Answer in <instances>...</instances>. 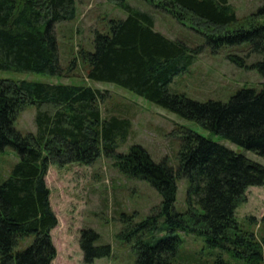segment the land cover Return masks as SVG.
<instances>
[{
	"label": "trees",
	"instance_id": "16d2710c",
	"mask_svg": "<svg viewBox=\"0 0 264 264\" xmlns=\"http://www.w3.org/2000/svg\"><path fill=\"white\" fill-rule=\"evenodd\" d=\"M110 1L126 16L95 29L92 49H82L64 64L56 24L76 16V0H0V70L68 77L80 57L88 79L129 90L264 158V21L256 20L264 15V4L239 23L229 0H152L179 21L197 19L212 27L203 35L213 50L248 43L246 56H227L255 68L261 87L240 88L226 101H200L171 91L168 84L196 61L202 46L156 30L152 13L127 0ZM232 22L237 27L226 29ZM251 54L261 58L248 64L245 57ZM104 99L105 93L89 84L0 77V155L12 148L18 156L0 181V264H51L56 251L50 230L57 216L45 180L48 165H88L100 155L149 182L161 196L157 212L136 223L122 215L131 220L123 233L135 251L134 264H177L180 230L203 239L214 255L206 264H228L224 253L243 264H264V236L259 239L236 217L246 189L264 184V165L186 126L178 132L175 166L165 158L154 160L140 144L117 151L131 122L117 114L103 116ZM27 106L35 108V130L23 133L14 123ZM178 178L188 182L183 211L174 207ZM98 238L94 229H81L84 263L110 256L111 245L96 243Z\"/></svg>",
	"mask_w": 264,
	"mask_h": 264
},
{
	"label": "rangeland",
	"instance_id": "374dc122",
	"mask_svg": "<svg viewBox=\"0 0 264 264\" xmlns=\"http://www.w3.org/2000/svg\"><path fill=\"white\" fill-rule=\"evenodd\" d=\"M127 1L136 8L152 13L156 30L188 46H202L196 61L176 74L168 84L171 91L184 93L200 101H226L240 88L261 87L262 77L255 68L239 66L227 56L232 52L246 56L248 43L225 45L213 50L203 35L211 32L212 27H206L197 19L179 21L171 12L152 0ZM229 2L239 23L264 4V0ZM125 16L126 12L110 0H76V16L72 20L56 24L61 62L65 64L71 56H79V52L84 48L92 49L93 31L106 29L111 18ZM257 19L264 21V15ZM236 23L238 22H232L225 28L232 30L237 27ZM260 58V55L251 54L245 57V61L251 64ZM7 76L44 82L89 84L102 90L105 93V99L100 103L103 116L117 114L127 117L131 122L129 135L119 143L117 151L126 152L132 144H140L154 160L165 158L169 164L175 166L181 140L178 132L182 126H186L264 165V158L260 155L210 132L193 120L183 118L113 83L88 79L80 57L77 67L68 77L0 70V77ZM34 113V106L25 107L17 114L15 127L23 133L34 131ZM17 160L18 156L12 148H7L0 155V181ZM45 180L50 189V202L57 216V224L50 230L56 251L51 264H134L135 251L130 240L124 237L123 229L127 222L132 220L136 223L157 212L161 196L149 182L124 173L113 158L104 155H100L88 165L50 163ZM187 185L185 178L176 180L174 207L177 211L186 209ZM245 193L247 199L238 205L236 217L260 239L264 236V184L249 186ZM122 215L131 217V220L126 218L124 221ZM247 217L255 219L249 221ZM85 227L98 232L96 243L111 245L110 256L96 258L93 263L83 262L79 234ZM178 234L181 245L177 264H206L214 258L210 250L204 247L200 236L181 230ZM27 243L28 241L22 243V246ZM222 256L228 264H243L242 260L229 253Z\"/></svg>",
	"mask_w": 264,
	"mask_h": 264
}]
</instances>
